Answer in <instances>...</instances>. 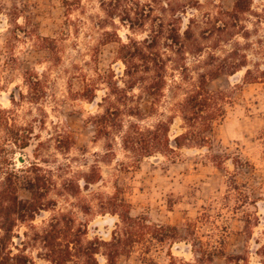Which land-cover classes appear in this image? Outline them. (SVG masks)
Returning <instances> with one entry per match:
<instances>
[{
	"label": "rangeland",
	"instance_id": "1",
	"mask_svg": "<svg viewBox=\"0 0 264 264\" xmlns=\"http://www.w3.org/2000/svg\"><path fill=\"white\" fill-rule=\"evenodd\" d=\"M188 1L192 6L182 15L183 25L189 17L201 21L206 13L230 10L233 5V0H121L110 17L101 0H0V107L13 113L17 125H32L37 135L28 147L16 151L13 161L19 168L38 161L52 170L58 184L64 178H79L92 165L101 173L98 183L76 197L51 193L56 207L36 215L32 222L36 226L63 211L85 226L88 239L109 240L118 219L105 207L108 197L117 194L128 204L132 216L144 215L153 223L179 226L181 234L191 223L205 247L215 252L210 264H224L223 255L230 254L240 255L241 264H264V83L244 82L243 71L213 79L209 82L212 90L232 88V104L215 125L208 146L184 147L170 159L157 154L140 161H134L118 139L112 142L110 152L106 140L96 136L91 116L98 112L104 86L93 101L78 95L82 82L75 74L76 65L90 76L94 70L109 69L121 74L120 42L147 35L150 21L146 14L172 19L180 15L181 3ZM161 5L164 10H160ZM253 6L260 9L264 0H254ZM16 24L54 38L58 58L34 46L35 40L21 30L13 39ZM24 69L44 74L46 95L42 100L28 99ZM187 88L190 85L183 84L176 98ZM140 105L147 113L150 97L143 95ZM146 117L144 123L150 124L158 116ZM180 130V120L175 118L171 137ZM38 138L43 141L39 157L47 160L45 163L33 156ZM19 154L24 155L25 163L16 160ZM18 196L28 199L30 194L20 188ZM25 229V224L18 223L15 233L21 235ZM190 249L189 240L168 241L152 249L149 257L166 264L171 251L176 257L191 260ZM37 251L38 245L30 246L26 253L35 264H49L35 256ZM96 257L98 264H104L101 254ZM117 264L146 261L135 248L130 255L120 256Z\"/></svg>",
	"mask_w": 264,
	"mask_h": 264
},
{
	"label": "trees",
	"instance_id": "2",
	"mask_svg": "<svg viewBox=\"0 0 264 264\" xmlns=\"http://www.w3.org/2000/svg\"><path fill=\"white\" fill-rule=\"evenodd\" d=\"M120 1L101 0V6L111 17ZM253 1L233 0L230 10L206 13L201 21L189 17L184 25L182 15L192 6L191 1L181 3L180 15L172 19L146 14L150 21L147 35L142 39L127 37V41L120 42L118 59L124 65L121 74L109 69L94 70L90 76L76 65L75 74L82 82L79 96L93 101L100 86H104L98 112L91 116V121L96 136L106 140L110 152L116 139L134 161L157 154L170 159L184 147L208 146L215 125L232 104V88L212 90L209 82L243 71L244 82L264 83V6L254 9ZM164 9L161 5L160 10ZM148 11L152 12V8ZM15 26L13 39L18 38L16 32L21 30L35 40L34 46L45 48L58 58L54 38ZM22 77L28 99L42 100L46 95L44 74L24 69ZM187 83L190 88L176 98L177 91ZM143 95L150 97L147 113L140 105ZM21 96L25 97L22 93ZM148 114L158 117L147 124L144 121ZM175 118H179L181 130L171 137L170 126ZM32 136H37L32 125H17L13 113L0 107V264H35L26 250L37 245L39 251L35 256L49 264H98V254L103 256L104 264H117L120 256L130 255L135 248L146 264H158L149 257L151 250L179 240L190 241L192 259L185 260L168 251L166 264L212 262L215 252L205 247L191 223L185 225L181 234L179 226L153 223L144 215L132 216L128 204L117 194L108 197L105 207L118 219L109 240L88 239L85 226L68 212L59 211L44 225H34L36 215L56 207L51 193L76 197L98 183L101 173L97 165H92L79 178H64L58 184L52 170L38 161L16 167L13 155L28 147ZM42 145L38 138L33 156L45 163L47 160L39 157ZM20 188L29 192L28 199L18 196ZM18 223L25 224L21 235L15 233ZM223 256L224 264H241L238 254Z\"/></svg>",
	"mask_w": 264,
	"mask_h": 264
},
{
	"label": "water",
	"instance_id": "3",
	"mask_svg": "<svg viewBox=\"0 0 264 264\" xmlns=\"http://www.w3.org/2000/svg\"><path fill=\"white\" fill-rule=\"evenodd\" d=\"M16 160H17L20 164L25 163V161H26V159H25V157H24L23 154H19V155H17Z\"/></svg>",
	"mask_w": 264,
	"mask_h": 264
}]
</instances>
